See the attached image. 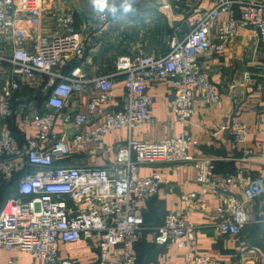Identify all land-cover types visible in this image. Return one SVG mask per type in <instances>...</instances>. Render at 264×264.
<instances>
[{
	"label": "built area",
	"instance_id": "1",
	"mask_svg": "<svg viewBox=\"0 0 264 264\" xmlns=\"http://www.w3.org/2000/svg\"><path fill=\"white\" fill-rule=\"evenodd\" d=\"M214 1L201 10L183 39L170 41L166 52L121 55L110 72L92 76L83 72L80 61L87 36L103 29L113 15L110 8H122L123 0H108L103 11L94 6L79 26L74 10L60 7L56 0H0V179L8 181L19 174L18 195L0 207V264H21L17 257L1 260L2 251L14 248L32 254L42 264H75L60 255V244L79 239L99 244L97 264H136L133 245L144 225L143 211L162 183L157 171L139 174L146 163L193 164L200 195L211 194L218 200L215 213L220 217L216 227L220 232L239 234L251 221L246 204L264 195V179L256 176L244 182L240 195L226 192L213 177L214 158L188 152L196 143L189 131L195 95L208 103H222L204 60L221 55L240 26L249 28L264 47V0ZM255 73L264 82V59ZM119 75L122 103L109 109ZM150 79L170 82L171 106L181 126L178 135L160 141L129 137L116 146L115 158L101 165L56 163L73 150L84 152L109 130H131L152 122V97L146 83ZM34 82L49 110L35 107L22 112V121L32 124L35 133L19 143L11 130L14 102L17 92ZM79 95L87 97L85 109L66 110ZM58 123L76 130L58 132ZM91 123V129H83ZM229 129L235 143L245 141L250 132V126L238 119L231 121ZM243 152L253 155L249 147ZM232 180L231 175L225 178ZM199 229L182 211H169L155 228L154 241L185 247L184 264H216L211 255L196 251Z\"/></svg>",
	"mask_w": 264,
	"mask_h": 264
},
{
	"label": "crops",
	"instance_id": "2",
	"mask_svg": "<svg viewBox=\"0 0 264 264\" xmlns=\"http://www.w3.org/2000/svg\"><path fill=\"white\" fill-rule=\"evenodd\" d=\"M214 3V0H135L134 10L130 13L116 7L117 12L105 27L87 36L85 51L80 58L83 72L92 76L106 74L113 69L115 59L121 55L166 52L170 41L173 38L183 39L198 20L201 10ZM74 14L79 26L88 13L74 10ZM211 31L216 40L215 26ZM263 59L264 47L260 39L249 28L240 26L238 34L228 42L221 55L204 60L205 71L220 92L222 103H208L195 95L189 124L190 134L196 143L190 146L188 152L214 158L213 177L218 186L238 195L244 182L256 176L264 179V82L255 73ZM146 83L152 97V122L131 130H109L96 143H89L84 152L73 150L67 158L56 159V163L101 165L113 160L116 146L129 137L160 141L167 136L178 135L181 126L172 110L170 82L150 79ZM24 88L26 91L17 94L14 102L16 113L11 121L12 133L19 143H24L27 136L35 133L32 124L22 121V112L35 107L40 111L49 110L45 106V97L37 95V82ZM115 88L116 98L109 109H117L122 103L123 82L120 75L115 77ZM86 102L85 95L74 96L66 110H83ZM103 119L104 115L97 121ZM235 119L243 120L250 126V132L243 142L235 143L229 129L231 121ZM92 125L86 124L83 129L89 130ZM55 128L58 132L65 130L70 134L76 130L70 124L63 127L60 123ZM245 147L251 148L253 155L245 156ZM154 171L162 175V183L143 211L144 225L133 245L137 255L136 264H184L185 247L154 241L155 228L169 211H182L188 219L200 225L196 233V251L211 255L216 264H264V195L247 202L252 219L239 234L222 233L216 229L220 219L215 213L218 200L211 194L200 195L193 164L158 161L139 168L142 176ZM228 175L232 176L231 182L225 181ZM190 193H195V196L190 198ZM98 245L96 241L88 239L62 242L60 255L73 260L75 264H97ZM11 257H17L21 264L43 263L18 248L1 252L2 262Z\"/></svg>",
	"mask_w": 264,
	"mask_h": 264
},
{
	"label": "rangeland",
	"instance_id": "3",
	"mask_svg": "<svg viewBox=\"0 0 264 264\" xmlns=\"http://www.w3.org/2000/svg\"><path fill=\"white\" fill-rule=\"evenodd\" d=\"M58 1H59L58 4L60 7H63V6L71 7L73 10H76L77 12L79 11L82 14H85V12L89 13L94 7L93 0H58ZM124 40L127 41V39L125 37H124ZM178 40H180V39H178ZM125 44H127V43H125ZM23 91H26V88L23 87L19 92H17V94L23 93ZM37 95H39V94L37 93ZM37 100L39 101L40 99H37ZM3 181H5V180L0 179V196H1V192L4 188H5V190H12V193L10 192V194H11L10 197L11 196H17L18 194L16 193V181H11L8 184L3 183Z\"/></svg>",
	"mask_w": 264,
	"mask_h": 264
},
{
	"label": "clouds",
	"instance_id": "4",
	"mask_svg": "<svg viewBox=\"0 0 264 264\" xmlns=\"http://www.w3.org/2000/svg\"><path fill=\"white\" fill-rule=\"evenodd\" d=\"M135 3V0H123V3L121 5L124 13H130L134 10L133 5ZM94 6L99 11H103L105 7H108V0H93ZM110 11L115 14L117 12V8L115 6H112L110 8Z\"/></svg>",
	"mask_w": 264,
	"mask_h": 264
},
{
	"label": "trees",
	"instance_id": "5",
	"mask_svg": "<svg viewBox=\"0 0 264 264\" xmlns=\"http://www.w3.org/2000/svg\"><path fill=\"white\" fill-rule=\"evenodd\" d=\"M38 97V96H36ZM41 101V100H40ZM19 174L16 175V177H14L13 179L11 180H8V181H3V183H6L8 184L9 182L11 181H17V176ZM10 192L12 193V190H5V188L2 190L1 192V196H0V207L5 203V201L8 199V197H10Z\"/></svg>",
	"mask_w": 264,
	"mask_h": 264
}]
</instances>
